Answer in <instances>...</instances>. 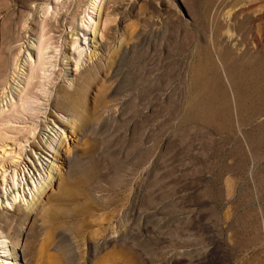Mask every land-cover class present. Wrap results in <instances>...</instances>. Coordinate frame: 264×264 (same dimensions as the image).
<instances>
[{"label":"rangeland","instance_id":"obj_1","mask_svg":"<svg viewBox=\"0 0 264 264\" xmlns=\"http://www.w3.org/2000/svg\"><path fill=\"white\" fill-rule=\"evenodd\" d=\"M28 1L0 0V29L6 17L21 34L18 62L0 80V163L6 147L29 150L25 144L44 138L47 148L36 151V184L20 192L29 216L3 209L0 188L4 258L264 264V0H99L95 9L90 0H34L32 11ZM87 8L95 12L88 10L81 30ZM96 8H103L101 28ZM71 32L84 49L81 60L71 53L57 58L44 89L34 80L29 96L37 101L27 99L34 110L26 113L19 96L37 68L41 42L48 52L63 51ZM207 55L214 65L225 55L233 93L223 79L225 89L194 92L192 75ZM77 72L85 74L76 96L89 120L79 129L50 105L58 83L72 88ZM27 156L21 151L23 184L33 175L22 170ZM48 175L51 183L37 199L35 187Z\"/></svg>","mask_w":264,"mask_h":264},{"label":"bare ground","instance_id":"obj_2","mask_svg":"<svg viewBox=\"0 0 264 264\" xmlns=\"http://www.w3.org/2000/svg\"><path fill=\"white\" fill-rule=\"evenodd\" d=\"M91 1V8H94L95 5L98 3L99 0H90ZM27 2H29L27 0ZM31 3L29 5H27L28 9L30 11H32V6L31 4H33V7H34V0H31L30 1ZM36 3V2H35ZM99 4V3H98ZM97 4V6H98ZM37 5V3H36ZM90 5V4H89ZM96 6V7H97ZM103 6V5H102ZM89 7V6H88ZM101 7V6H100ZM26 8V9H27ZM95 9V8H94ZM101 9H97V17H98V21H99V28H101L102 24L104 23V17L102 18L101 16ZM10 10V9H9ZM88 10H92L90 12L94 13L95 10L93 9H90V8H87V15H86V12H84L83 16L81 17L80 19V22H79V25L77 26V28H81L84 29L85 27V24H86V17H89L91 15H89V12ZM86 11V9L84 10ZM33 15V14H32ZM96 15V13H95ZM8 20V19H7ZM107 20V19H106ZM6 21V17H3L2 19V24H1V29H0V80L4 77V74H5V71L7 70V68L10 67V65L13 63L15 64V61H17V56H18V52L20 51V49L18 47H16L14 45L15 42H17L18 38L20 37L21 34H19V32L16 31L15 29V25L12 23V22H5ZM79 21V20H78ZM57 22V21H56ZM16 24V23H15ZM96 24V22L93 21V25ZM20 25V24H19ZM18 25V26H19ZM47 25L49 26V28L51 27L52 28V24H49L47 23ZM105 25V24H104ZM103 25V26H104ZM17 26V25H16ZM23 26V25H22ZM30 27V26H29ZM88 27V26H87ZM27 28H25L23 26L22 30L25 31V33H28V31L26 30ZM58 29V27H57ZM56 29V30H57ZM72 29V28H71ZM76 29V28H75ZM91 29V28H90ZM21 30V31H22ZM94 30V28H93ZM52 31V30H51ZM55 31V30H54ZM74 31V30H72ZM77 31V30H76ZM99 31V29H98ZM78 32V31H77ZM24 33V34H25ZM72 33V36H71V43L69 42L68 45H67V49L65 48L63 51L62 50H59V51H56L55 52H48V47H47V44H45L44 40L41 42L40 44V47L38 48L37 50V68L34 67V70H33V75L29 78V80L27 81V87H26V91L25 93H22L19 97H20V102L21 104L19 105L21 109H23L25 112L28 111L29 109L27 108V104L28 103V100H31L35 95L33 94V97L29 96L30 95V90L31 89H34L37 85L36 83L34 84V80L40 82L41 84L45 83V81H49V77L47 74L49 71V69H53L54 66H56V62H58L60 59H62V55H65V54H70L71 53V56H73L76 60V62H78L79 60H81L80 58L82 57L83 53H84V49L82 47V44L79 45L78 43V39H73L74 35V32H71ZM98 34V33H97ZM55 37V36H54ZM41 40V39H40ZM86 40V39H85ZM22 45V44H21ZM55 49V48H54ZM28 51V50H27ZM70 57V56H68ZM57 58L59 59L57 61ZM66 58V56H65ZM225 55H222V58L217 56L216 60H215V65L214 63L212 62V60L210 59V57L207 55V57L205 58V60L202 62V64L199 65V68H198V72L194 73L192 75V81L193 82V90L194 92H205V90L209 91L210 89H215V91L217 89H225L224 88V84H226L227 88H229L231 90V92L233 93L232 91V88H233V82H232V78L230 77V74H229V71L227 72V67H226V59H225ZM28 59L32 60V55L30 53L26 54V58H25V63L28 62ZM70 59V58H68ZM34 60V59H33ZM18 62V61H17ZM32 62V61H31ZM35 62V61H34ZM100 62V61H99ZM70 61H69V65H70ZM60 66V64H59ZM66 66H68V62L66 63ZM78 66V65H77ZM97 66V65H96ZM16 67V66H15ZM93 67V66H92ZM95 68V67H94ZM91 70V69H90ZM94 70V69H93ZM92 70V71H93ZM80 71V70H79ZM78 73V74H77ZM76 74V77H75V80H73L74 82H72V88H66L64 87L63 85L59 84L57 85L56 87V92L54 94V96L52 97L51 101H50V105L53 109H55V111L57 112H60L62 114L65 115V117L67 116V121L70 125L71 128H74L76 126V129H79L81 128V124H88V119L84 118L85 116L82 115V112L80 110L81 106L80 105V100L77 98L78 95H81L79 94L80 93V83L84 77V73H81V72H77ZM92 73V72H91ZM222 79H223V83H222ZM47 83V82H46ZM83 83V82H82ZM236 83V82H235ZM17 84V83H16ZM39 84V83H37ZM71 84V83H70ZM46 84H43V85H40L41 88H43ZM235 87V86H234ZM38 88V87H37ZM44 89V88H43ZM82 89V88H81ZM209 89V90H208ZM35 90V89H34ZM37 90V89H36ZM192 90V89H191ZM220 90V91H221ZM32 91V90H31ZM39 93L41 94V96H46L47 97V94L46 92H44L42 89L40 90L39 88ZM211 91V90H210ZM33 92V91H32ZM203 92V93H204ZM212 93V92H211ZM222 93V92H220ZM219 93V94H220ZM38 94V95H40ZM32 95V94H31ZM77 95V96H76ZM223 95V94H221ZM37 96V95H36ZM40 96V97H41ZM76 96V97H75ZM208 96V95H207ZM205 96V98L207 97ZM45 97V98H46ZM197 97V95L195 96ZM204 97V96H202ZM223 97V96H222ZM49 98V97H48ZM220 100H221V96L219 97ZM218 98V99H219ZM193 99H196L198 100L197 98H193ZM208 99V97H207ZM206 99V100H207ZM224 99V98H223ZM36 99L34 100H31L30 102L32 103V101H35ZM37 101V100H36ZM39 101V100H38ZM49 101V99H48ZM191 101H193L191 99ZM200 101V100H199ZM199 101H197L199 103ZM204 101V100H203ZM201 100V103L203 102ZM214 101V100H213ZM218 100H216L217 102ZM222 101V100H221ZM195 102V100L193 101ZM207 102V101H205ZM210 102H211V99H210ZM215 102V101H214ZM224 102V101H223ZM36 103V102H34ZM192 103V102H191ZM199 103V104H201ZM208 103V102H207ZM207 103H205V105H207ZM220 102H218L219 104ZM196 104V103H195ZM194 104V106H195ZM198 104V106H199ZM212 104V103H210ZM31 105V104H30ZM197 105V104H196ZM193 106V107H194ZM210 106V105H209ZM208 106V107H209ZM11 107L14 109H16V102H13L11 104ZM32 107V106H31ZM196 107V106H195ZM204 107V106H203ZM207 107V106H205ZM198 108V107H197ZM201 108V106L199 107ZM198 108V109H199ZM204 109V108H203ZM209 109V108H208ZM11 109H8L7 112H9ZM17 110V109H16ZM31 110V109H30ZM34 110V109H32ZM31 110V111H32ZM85 111V110H84ZM199 111V110H198ZM1 114L4 112V110H0ZM200 112V111H199ZM27 113V112H26ZM59 113V114H60ZM204 113V112H203ZM200 115V114H199ZM51 117H53V119L55 120L54 123H60V124H64V120H62L64 117H62V119H60L59 117H57V115H50ZM84 116V117H83ZM98 116V115H97ZM95 117V116H94ZM100 118V116H99ZM88 120V121H87ZM94 120V119H93ZM10 123V122H9ZM69 127V128H70ZM89 127V126H88ZM73 132L74 130L71 129ZM32 132V131H31ZM30 132V133H31ZM4 134V133H3ZM30 135V134H29ZM33 136H35L33 134ZM3 137V136H2ZM6 137V136H5ZM26 138V137H25ZM34 139H36L34 137ZM5 140V139H4ZM11 140V139H9ZM16 141V140H15ZM29 141V140H28ZM29 143V142H28ZM35 144H25L24 146L25 147H30L29 150H26L24 149L23 147L19 148V151H13V152H8L7 151V147L5 149H2V155H1V163H0V188L4 190V193L7 195L6 198L4 199L6 201V206L2 207L3 209H5L7 212H15V213H24V215L26 214L27 216H29V206L26 208V211H24L22 209V205L24 204H21L22 200H20L19 198L21 197L20 195V192L21 191H24V187L26 186H29V184H33L35 183L34 181V175L38 172H40V158H37L36 157V151H40L41 153H44V150H46V145H47V140H45L44 138H41V139H37L36 141L34 140ZM2 147V146H0ZM5 147V146H3ZM11 150V149H10ZM21 151L22 152H26V155L27 156V166L26 164L24 165V168H22L23 172L24 170L26 169L28 172V168L33 172V175L30 174V176L28 177L29 179H25V182L23 184V179H21V174L19 172V169L21 166V160H22V157H21ZM28 152H32L33 155L31 154H28ZM58 152V151H57ZM25 156V154H24ZM38 156V155H37ZM9 159V161H7L6 159ZM26 158V157H25ZM4 159V160H3ZM7 164V165H6ZM23 164V163H22ZM42 165V164H41ZM39 167V168H38ZM52 170V169H51ZM50 173V172H49ZM24 174V173H23ZM46 174V173H45ZM37 175V174H36ZM39 175V174H38ZM36 178V177H35ZM37 179V178H36ZM51 175L47 176L46 177V180H44V184H42L41 186H37L35 187V190H36V193L38 194H33L35 195V197L37 198H41V196L43 195V193L45 192L44 190L46 189L44 187V185L46 187H49L50 183H51ZM36 184V183H35ZM10 186V192L6 191V188L7 186ZM32 185V186H33ZM39 188V190H38ZM29 192V191H28ZM22 193V192H21ZM31 194V195H32ZM23 195V194H22ZM0 196H1V190H0ZM9 197V198H8ZM23 199V197H21ZM34 198V196L32 197V199ZM37 198V199H38ZM42 199V198H41ZM33 201V200H32ZM26 202V201H24ZM3 204V203H2ZM30 206H32L30 203H29ZM34 207V206H33ZM29 209V210H28ZM32 210V209H31ZM14 213V214H15ZM22 213V214H23ZM11 214V213H10ZM25 215V216H26ZM1 218L3 219H6L5 216L3 215H0V222H1ZM8 218V217H7ZM2 219V220H3ZM10 220V219H9ZM7 221V220H6ZM9 222V221H8ZM1 232V231H0ZM2 233H0V252H3L2 255L4 256H1L0 255V264H10V262L7 261L6 258H4L5 256L7 257L9 254H8V245H7V241L5 240V237L1 236ZM15 246H17L16 244H14ZM14 248V247H13ZM4 258V259H2ZM109 261V260H108ZM109 264V263H107ZM111 264V263H110Z\"/></svg>","mask_w":264,"mask_h":264}]
</instances>
